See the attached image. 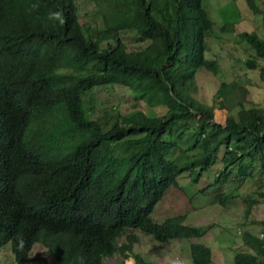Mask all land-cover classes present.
<instances>
[{"label":"trees","instance_id":"trees-1","mask_svg":"<svg viewBox=\"0 0 264 264\" xmlns=\"http://www.w3.org/2000/svg\"><path fill=\"white\" fill-rule=\"evenodd\" d=\"M92 1L101 24L79 22L76 0H0V247L8 243L19 263L37 242L60 264H102L116 250L155 264L134 254V234L120 247L114 240L123 226L167 236L149 211L175 174L208 166L220 149L224 170L246 168L247 155L264 157V105L242 109L239 101L222 125L211 121L214 100L204 104L190 88L198 67L215 68L203 55L213 23L201 0ZM245 4L260 14L262 32L237 37L253 49L246 67L264 79L256 60L264 59V9L257 0ZM57 9L67 17L63 27L48 19ZM128 32L143 44L128 48ZM108 84L159 113L143 107L106 122L88 117L83 96ZM220 85L219 108L235 88ZM243 238L256 251L237 253L236 262L264 264V238ZM196 247L192 264H204Z\"/></svg>","mask_w":264,"mask_h":264},{"label":"rangeland","instance_id":"rangeland-1","mask_svg":"<svg viewBox=\"0 0 264 264\" xmlns=\"http://www.w3.org/2000/svg\"><path fill=\"white\" fill-rule=\"evenodd\" d=\"M260 8H264V0H257ZM202 5L207 11L209 18L213 22V28L210 36L205 37L206 51L204 55L209 61L216 62L214 70H207L204 67L197 68L194 75V83L190 85L194 97L204 104H211L214 100L213 117L211 121L224 124L226 114H236L239 110L238 102H242L243 108L256 105L257 107L264 105V79L258 73L257 68H247L244 61L252 57L253 49L242 39L237 37V31L254 29L258 34L262 32L260 25V14L251 12L245 7L244 0H202ZM78 21L92 22L101 24V17L97 12V4L91 0H76ZM93 15V16H92ZM225 22H233V31ZM122 39L128 48H134L136 45L143 44L137 38L128 33L122 34ZM257 64L264 66V59L258 57ZM220 83L227 85L233 83L235 88L225 92L222 95V107H218L214 98L215 90L220 88ZM224 87V86H223ZM83 104L89 109L88 117L101 120L104 122L115 118L116 113L124 114L133 108L145 107L138 101H133L129 91L119 85H100L91 88L83 96ZM145 112L152 115L158 114L159 108L145 107ZM199 151V149H194ZM221 151L219 150L216 162L208 169L201 172L197 181H189L187 172H183L177 176V182L180 189L187 197L186 200L176 195L179 189L168 188L163 197L154 206L156 207L153 216L160 220L170 212H182L185 208L188 211L184 219L185 223L194 224L195 228L200 232H204L203 240L206 241L214 236L215 239L209 243L211 248V258L217 264H234L232 261L233 252L237 250H247L249 245H245L241 241L239 233L236 232L238 226L239 231L248 230L258 236L264 237V233L260 230V219L264 218V201L251 206L249 213H243V204L236 201L231 204L229 211L235 214H219L218 209L222 203L214 201V196L218 193V189L226 190L235 180L237 176H231L221 179L216 186L209 185L204 191L198 190L200 185L211 183L213 176L218 168L221 167ZM251 158V156H249ZM245 156V160H247ZM263 162V170L260 176L247 177L238 185L244 184L239 189H234L235 194L240 195L246 190L251 189V193L260 182L264 180V157L258 162ZM234 165L230 168L233 170ZM215 172V173H214ZM214 173V174H213ZM261 178L263 180H261ZM259 182V183H258ZM223 183V184H221ZM236 184V187L238 186ZM260 189V188H258ZM183 196V195H182ZM230 199L233 197L229 196ZM177 201V202H176ZM231 200L224 203L226 207ZM169 211V212H166ZM236 215L238 220L236 219ZM238 222V223H237ZM213 223V224H211ZM194 235L195 231L190 230ZM261 232V234H260ZM134 234L137 241L131 245L134 254L142 256L144 259H152L155 264H173L176 260L190 261L188 253V238H182L176 244L172 240L168 242H159L154 240L149 234L138 229H123L114 243L119 245L126 242L127 234ZM236 244L237 247H233ZM231 248L229 250L217 248ZM222 254H225L222 255ZM220 255L221 258H220ZM227 259V261H226ZM230 259V261H229ZM135 264L132 256H124L118 250L112 255L102 259L103 264H127L129 262ZM221 261V262H220ZM210 263V264H213ZM0 264H60L48 252L47 248L40 243H33L29 251V260L26 263L16 262L9 250V244L6 243L0 247Z\"/></svg>","mask_w":264,"mask_h":264},{"label":"clouds","instance_id":"clouds-1","mask_svg":"<svg viewBox=\"0 0 264 264\" xmlns=\"http://www.w3.org/2000/svg\"><path fill=\"white\" fill-rule=\"evenodd\" d=\"M91 1H92V0H91ZM201 2H202V0H201ZM200 4L202 5V3H200ZM244 4H245V0H244ZM32 7L35 8V7H37V6H36V5H33ZM202 7H203V5H202ZM245 7L248 8V7L246 6V4H245ZM203 8H204V7H203ZM262 9H264V8H262ZM204 10H205V9H204ZM205 11H206V10H205ZM206 12H207V11H206ZM251 12H252V11H251ZM254 13H255V12H254ZM207 15H208V13H207ZM48 19H49V20L57 21L61 27H63V26L66 24V22H67V17L64 15L63 9H57L56 11H50V12L48 13ZM212 23H213V22H212ZM225 23H226V24H227V23H231L232 26L234 27L233 22H225ZM225 23H224V24H225ZM260 24H261V18H260ZM212 28H213V25H212ZM252 30H254V29H252ZM232 31H233V30H232ZM211 32H212V31H211ZM237 32H238V31H237ZM210 35H211V33H210L208 36H210ZM205 37H206V36H205ZM205 37H204V39H203L204 42H205V48H204V50H203V55H204V51H206V41H205ZM239 39H240V38H239ZM242 40H243V39H242ZM2 53L4 54V52H3V47L0 45V58L3 57ZM204 58L206 59V56H205V55H204ZM206 60H207L209 63H210V62H212L213 64L216 63V62H213V61H209L208 59H206ZM200 67L202 68V67H204V65H203V66H200ZM198 68H199V67H198ZM205 69H207V68H205ZM196 70H197V69H196ZM207 70H209V69H207ZM195 72H196V71H195ZM220 151H221V153H220V157H221V155H222V150L220 149ZM192 152H193V153H197L198 151L193 150ZM217 153H218V152H217ZM217 153H216L215 155H217ZM215 155L211 157L210 164H208V166H206V167H204V168H202V169H201L200 167L196 166V167H194V168H192V169L184 170V171H182V172H180V173L175 174L174 177H173L174 181H173L172 183H169V184L167 185V187L163 190V192H162V194L160 195V197H159V198L153 203V205H152V207H151V210L149 211L150 220H151L154 224H156V225L159 227L160 230H162V231H164V232L167 233V236H166L165 238H163L162 240L154 239V238L151 236V234H149V233H147V232L141 230V229L138 228L137 226H135V227H133V226H123L122 230H123V229H127V228H128V229H138V230H140V231H143V232L149 234L154 240L159 241V242H162V243H163V242H168V243H170V242L167 241V240H172L173 243H170V245H171V244H173V245L176 244L177 242H175V241H178V240H180V239H182V238H188V252H187L188 254H187V255L189 256L190 261H188V260H176V261H173V264H192V263H193V258H192V252H193L192 246H193V245H196V246H197V247L194 249V252H195L196 254H198V255L202 258V260L204 261V264H210V263H212L213 260H212V258H211V248H210V246H209V243H212V241H214L215 237H214V236H211V239H208V240L204 241L202 236H203V234H204L205 231L200 232L199 230H197V229L195 228L194 224L185 223V222H184V219H185V217H186L187 214H188V211H187L186 208H185V210H183L182 212H180V211H177V212H170V213H168L167 216L162 217L160 220H157V219L153 216V212H154V209L156 208V207H154V206H155V205L158 203V201L163 197V194L167 191L168 188H174V187H175L176 190L179 189V191H178V193H177L176 195H178L180 198L186 200L187 197H186V195H184L185 193L181 191V189H180V185H179V183L177 182V176H178L179 174L183 173V172H187V173H188V176H189V178H190L189 181H197V180L199 179V176H200L201 172L204 171V170H206V169H208V168H210V167L216 162L217 156H215ZM246 157H248V158H246L247 160H245V156H244L243 159H242V161L247 165L246 168H239V167L237 166V164L234 163V164H232L231 166H228V167L226 168V170H224V167H223V160H222V158H221L222 165H221L220 168L217 169L216 173L214 172L215 175L213 176L211 183H207V184L204 183V184H202V185H204V186L201 187V185H200V187H199V189H198V190H200V191H204L209 185H212V184H213V186H216V183H215V182H218V181H220L221 179L227 178V177L231 176L232 174H234L235 176H237V177L235 178L234 182H233V183H232V184H231L226 190L222 191L223 188L218 189V190H217L218 193H216V195L213 197V198H214V201H217V202L222 203V206H220V208H222V209H218L219 214H223V215H225V214H235L233 211H229L228 209L230 208V206H231L232 203H234V202H236V201H239V202H241V203L243 204V213L247 215V214L249 213L250 208H251L252 205L264 201V196L261 197V194H260V192L264 190V180H263L262 178H261V180H263V181L260 182V183L258 182L259 184H258L255 188H253V189H256V188H257L254 192L251 193V189L246 190L245 192L241 193L240 195H237V194H235V192H234V189H239V188H241V186L244 184V182H243L241 185H238L241 181H243V180H244L245 178H247V177H253V180H255V177H256L257 175L260 176L261 171L263 170V162L258 163V165H257V163H255V161L258 162V160H259V159H258V156L255 155V156L253 157V159L250 158L249 155H247ZM233 165H234L233 170H230V168H231ZM254 170H255V171H254ZM214 173H213V174H214ZM221 184H223V183H221ZM236 184L238 185L237 187H236ZM219 185H220V184H219ZM219 185H217V186H219ZM217 186H216V187H217ZM258 188H260V189H258ZM182 195H183V196H182ZM229 196L233 197V199H230ZM227 200H231L232 202L229 203V204L225 207V206H224V203H225ZM176 202H177V201H176ZM124 206H125V205H124ZM124 206L121 208V210L124 208ZM166 212H169V211H166ZM236 219L238 220L237 215H236ZM262 219H264V218H262ZM262 219H260V224H261V220H262ZM237 223H238V222H237ZM211 224H213V223H211ZM122 230H121V231H122ZM190 230H194V231H195L194 235L191 234V233L189 232ZM235 230H236L237 233H239V235H240V237H241V241H242L245 245H249V243H248V242H245V241H244V238H243V235H244L245 232H249V233H251V234H253V235L258 236L257 234L252 233V232H250V231H248V230H242V231H239L238 226L236 227ZM260 230L262 231L261 226H260ZM121 231H120V232H121ZM120 232H119V233H120ZM262 233H264V232L262 231ZM260 234H261V232H260ZM258 237H260V238H264V237H261V235H259ZM136 241H137V240H136ZM136 241H135V242H136ZM24 243H25V241H24L23 237H22V236L19 237L18 240H17V247H18V250H23ZM133 243H134V242H133ZM132 245H133V244H132ZM233 245H234L233 247H237L236 244H233ZM131 248H132V247H131ZM219 249L229 250V251H230V254H231V248H223V247H219V248H217V250H219ZM132 251H133V249H132ZM255 251H256V249L253 248V247H251V246H249L247 250H237V251L233 252L232 261H233L234 264H239V263H237L236 260H235V255H236L237 253H239V252H241V253H244V252H247V253H248V252L255 253ZM111 255H112V254H111ZM129 255L133 257L135 264H137L136 261H135V257H134V255H132V254H129ZM222 255L225 256V254H222ZM222 255H220V258H221ZM109 256H110V255H109ZM124 256H125V255H124ZM127 256H128V255H127ZM104 257H106V256H104ZM104 257H102V259H103ZM102 259H101V260H102ZM146 260H151V261H153L151 258H150V259H146ZM226 261H227V259H226ZM229 261H230V259H229ZM153 262H154V261H153ZM220 262H221V261H220ZM154 263H155V262H154ZM102 264H103V262H102ZM213 264H217V263H216V262H213ZM219 264H220V263H219Z\"/></svg>","mask_w":264,"mask_h":264},{"label":"bare ground","instance_id":"bare-ground-1","mask_svg":"<svg viewBox=\"0 0 264 264\" xmlns=\"http://www.w3.org/2000/svg\"><path fill=\"white\" fill-rule=\"evenodd\" d=\"M127 264H133L131 261L129 262V263H127Z\"/></svg>","mask_w":264,"mask_h":264},{"label":"crops","instance_id":"crops-1","mask_svg":"<svg viewBox=\"0 0 264 264\" xmlns=\"http://www.w3.org/2000/svg\"><path fill=\"white\" fill-rule=\"evenodd\" d=\"M213 115H214V113H213ZM255 171V170H254Z\"/></svg>","mask_w":264,"mask_h":264}]
</instances>
